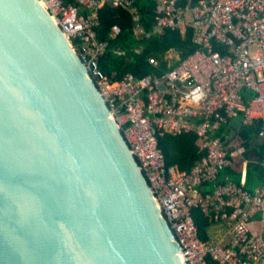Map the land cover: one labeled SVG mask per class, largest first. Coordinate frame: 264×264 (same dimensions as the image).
<instances>
[{"label":"built area","instance_id":"2783aa9c","mask_svg":"<svg viewBox=\"0 0 264 264\" xmlns=\"http://www.w3.org/2000/svg\"><path fill=\"white\" fill-rule=\"evenodd\" d=\"M38 2L107 102L180 247L181 262L264 264V182L249 191L219 178L235 159L244 158L243 128L260 124L258 138L264 139V0H157L151 31L143 26L135 0ZM106 5L131 14L136 41L167 30L182 35L192 30L198 48L185 58L175 49L162 61L148 55L156 71L116 80L115 73L108 76L99 68L109 50L97 32ZM121 34L119 25L112 27L111 39ZM132 51L141 55L145 46ZM113 52L127 56L120 47ZM190 133L201 140V158L190 171L168 167L159 138ZM206 185L211 190L205 191ZM194 210L209 222L203 233Z\"/></svg>","mask_w":264,"mask_h":264},{"label":"water","instance_id":"95a60500","mask_svg":"<svg viewBox=\"0 0 264 264\" xmlns=\"http://www.w3.org/2000/svg\"><path fill=\"white\" fill-rule=\"evenodd\" d=\"M117 121L38 0H0V264H183Z\"/></svg>","mask_w":264,"mask_h":264},{"label":"trees","instance_id":"16d2710c","mask_svg":"<svg viewBox=\"0 0 264 264\" xmlns=\"http://www.w3.org/2000/svg\"><path fill=\"white\" fill-rule=\"evenodd\" d=\"M135 1L140 10L143 26L151 31L154 24L157 0ZM197 1L194 0V2ZM99 13L101 24L97 29L98 38L100 41L109 43V50L99 60V68L108 76L115 73L116 80L123 78L127 73L143 77L156 71L148 63V55L152 54L162 61L168 50L175 49L185 58L198 48L193 41L192 30H188L184 35L178 30H167L165 34L159 37L153 36L148 40L136 41L132 35V17L128 11L106 5ZM115 25L122 28V34L116 39H111L110 34L112 27ZM140 44L145 46V52L137 55L132 49ZM115 47L126 50L127 56L115 55L113 52ZM162 66L165 69L166 63H162ZM159 74L161 73L159 72ZM260 129V124H256V126H247L241 130V138L245 140L246 147L244 158L235 159L230 167L223 170L220 173V181L224 182L228 176L230 177L229 180L240 184L242 164L246 159L248 161V177L244 188L253 191L256 185L264 182V139L258 138ZM200 144L201 140L194 133L180 136L166 135L159 138V147L165 154L168 167L178 166L182 171H190L201 158L199 153ZM203 189L205 191L211 190V186L206 185ZM194 218L203 233L209 225L208 220L199 210H194Z\"/></svg>","mask_w":264,"mask_h":264},{"label":"crops","instance_id":"0c3cea01","mask_svg":"<svg viewBox=\"0 0 264 264\" xmlns=\"http://www.w3.org/2000/svg\"><path fill=\"white\" fill-rule=\"evenodd\" d=\"M247 168H248V163L247 164H242V175H241L242 177L240 178V184H243V186L246 184V180H247V177H248L247 176ZM227 178H230V177L227 176ZM262 183L263 182H260L258 185H256L253 188V191H255L256 189H258Z\"/></svg>","mask_w":264,"mask_h":264}]
</instances>
